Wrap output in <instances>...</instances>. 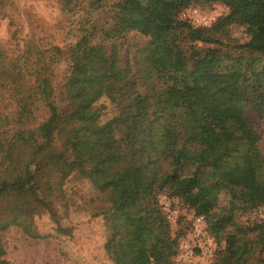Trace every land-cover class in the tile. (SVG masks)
I'll use <instances>...</instances> for the list:
<instances>
[{
	"label": "trees",
	"instance_id": "obj_1",
	"mask_svg": "<svg viewBox=\"0 0 264 264\" xmlns=\"http://www.w3.org/2000/svg\"><path fill=\"white\" fill-rule=\"evenodd\" d=\"M214 4L228 12L209 26L177 19ZM63 7L82 12L74 42L17 55L0 46V233L19 225L36 236L26 219L45 210L69 235L54 203L76 177L98 193L113 264H174L185 233H173V209L161 194L203 216L224 241L212 264H264V218L237 219L264 207L255 126L264 116V0H64ZM232 25L249 39H231ZM131 35L143 40L131 43ZM103 97L114 111L106 122L95 106ZM39 106L47 116L35 123ZM224 192L232 199L217 208ZM3 255L0 244V264H10Z\"/></svg>",
	"mask_w": 264,
	"mask_h": 264
},
{
	"label": "rangeland",
	"instance_id": "obj_2",
	"mask_svg": "<svg viewBox=\"0 0 264 264\" xmlns=\"http://www.w3.org/2000/svg\"><path fill=\"white\" fill-rule=\"evenodd\" d=\"M63 4L64 0L5 1L0 7V46L13 50V54L17 55L28 46L44 50L74 42L82 12L74 15L66 11ZM213 7L224 6L214 4ZM228 34L239 43L249 39L245 28L239 25L230 26ZM142 40L140 35L130 37L131 43ZM66 67V63L62 62L56 68L64 74ZM95 106L100 111L102 122L113 117V107L107 98L99 99ZM46 116V110L39 106L34 113L35 123L41 122ZM255 126L261 133V145L264 148V116L255 121ZM63 189L64 198L54 203V211L60 224L70 229V234H59L55 221L47 211L32 213L26 220L36 236H29L19 225H10L0 233L3 258L10 264H113L104 248L107 239L105 223L101 216L96 215L101 205L97 191L88 182L76 177H70ZM232 196L233 192L222 193L217 208L227 206ZM159 198L163 205L169 204L176 211L171 220L173 233L181 231L185 233L181 239L186 237L191 228L193 212L166 194H161ZM263 218L264 207L237 215L238 221L242 223ZM217 244L218 249H222L225 243L221 241Z\"/></svg>",
	"mask_w": 264,
	"mask_h": 264
},
{
	"label": "built area",
	"instance_id": "obj_3",
	"mask_svg": "<svg viewBox=\"0 0 264 264\" xmlns=\"http://www.w3.org/2000/svg\"><path fill=\"white\" fill-rule=\"evenodd\" d=\"M227 12L228 8L225 6L210 9L190 7L182 10L178 17L195 27L209 26ZM164 207L169 209V204H165ZM175 214V210L169 209L170 221ZM192 219L188 235L180 241L179 253L174 259V264H212L218 250L217 241L210 234L203 216H193Z\"/></svg>",
	"mask_w": 264,
	"mask_h": 264
}]
</instances>
